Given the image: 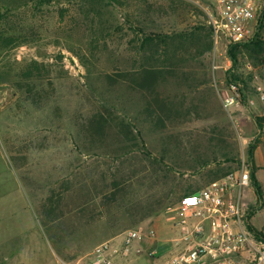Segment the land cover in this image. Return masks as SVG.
Segmentation results:
<instances>
[{"label":"rangeland","instance_id":"rangeland-1","mask_svg":"<svg viewBox=\"0 0 264 264\" xmlns=\"http://www.w3.org/2000/svg\"><path fill=\"white\" fill-rule=\"evenodd\" d=\"M80 4L81 0H0V33L29 42L11 39L7 49H0V264L86 260L96 245L119 240L135 228H152L155 238L141 237L134 245L142 252L129 264H164L174 254L167 240L176 235L164 210L177 204L176 193L184 191L186 183L200 181L214 166L200 162L229 165L224 152L232 150L234 169L242 163L251 170L254 166L264 190V126L256 124V118L264 116V102L257 100L253 87L255 76L264 79V58L258 67L249 60L239 66L247 99L230 115L221 102L228 94L227 69L232 66L228 50L213 46L209 57L199 60L195 69L208 79L202 90L210 96V115L164 132L182 145L176 150L171 144L162 162L164 133L152 132L138 121V96L115 77L119 68L129 71L123 60L131 36L112 30L123 23L122 10L109 6L93 22ZM197 20L194 15L183 23L164 18L159 28L182 30ZM100 21L111 26L110 34L101 31ZM30 72L39 77L24 78ZM15 81L21 87L30 81L42 86L49 97L35 104L27 101L15 91ZM98 111L128 126V137L138 145L131 147L123 132L112 146L90 142L91 136L81 132L77 122ZM250 146H256L253 163ZM184 159L199 164L186 168L181 165ZM115 185L122 191L111 198ZM254 192L250 183L244 192L249 207L257 202ZM47 209L56 216L48 215ZM251 222L264 232V207L254 212Z\"/></svg>","mask_w":264,"mask_h":264},{"label":"trees","instance_id":"trees-1","mask_svg":"<svg viewBox=\"0 0 264 264\" xmlns=\"http://www.w3.org/2000/svg\"><path fill=\"white\" fill-rule=\"evenodd\" d=\"M109 6L118 7L123 12V23L113 27L112 30L122 34V37L128 36V33L131 36L126 47L128 55L126 54L123 60V65L128 66L129 71H121L119 68V73L115 77L123 80L122 83L125 84L123 86L125 88L128 86V89L138 96V101L141 103L137 110L138 121L148 125L152 132L164 133L176 125L208 118L210 96L202 90L207 85L208 79L206 76H199L195 69L196 65L201 63H198L199 60L207 59L213 51L212 32L204 22L203 12L183 0H81L80 10L85 15H92L94 22L96 18H101L105 14ZM189 15H194L198 20L187 28L175 31H163L159 28V23L164 18H173L175 23H183ZM99 24L102 32L107 31L105 33L110 34L111 26L101 21ZM11 39L18 40L20 44L29 43L25 42L26 39L23 40L22 36L9 38L0 33V49H7ZM227 55L232 61V66L227 69V85L242 83L246 86L247 83L239 66L245 63L244 60H249L253 67H258L262 62L264 28L249 43L229 48ZM104 75L108 81L109 79L116 81L112 75ZM31 77L37 79L39 75L30 72L25 74L24 78L30 80ZM30 83L32 82L25 83L21 87L15 81L14 84L17 86L15 91L34 104L49 97V91L46 88ZM79 121L77 122L79 130L91 136L92 143L100 141V144L112 146L113 141L116 143L121 141L119 135L124 133L131 147L138 145L133 137H128L130 135L128 126L116 119H108L107 115L99 111L86 120ZM256 124L259 128L264 126V116L257 117ZM220 141L224 142L223 139ZM160 144L159 160L162 162L169 157L171 144H176V150H179L182 145L175 136L166 133L161 135ZM255 149L256 146H250L248 150L251 163L254 162ZM224 154L227 156L226 161L229 165H221L217 160L200 162L203 167H208L210 163H214V166L201 174L200 181L186 183L184 191L182 189V192L176 193L177 202L182 197L237 169L233 167V164L237 162L232 156L233 151L230 150ZM174 162L177 164L178 159ZM197 164H199L198 160L194 162L193 159H184L181 165L196 169ZM250 183L254 187L257 202L255 206H250L248 209V227L257 236L264 237V232L255 228L251 222L254 212L264 207V190L256 179L254 166L250 173ZM121 191L115 185L109 195L115 198ZM53 213L47 209L48 215L56 216Z\"/></svg>","mask_w":264,"mask_h":264},{"label":"built area","instance_id":"built-area-1","mask_svg":"<svg viewBox=\"0 0 264 264\" xmlns=\"http://www.w3.org/2000/svg\"><path fill=\"white\" fill-rule=\"evenodd\" d=\"M184 1L203 12L214 48L228 50L249 43L264 28V0ZM253 82L257 100L264 102V79L255 76ZM246 92L242 83L227 86L228 94L221 102L229 115L234 106H242ZM250 170L249 164L242 163L235 171L165 208L164 217L176 235L167 240L174 254L164 264H264V237L248 227L249 206L244 192L250 187ZM143 236L155 238L154 229L127 230L119 240L96 245L86 260H58L57 264H129L132 256L142 252L134 244Z\"/></svg>","mask_w":264,"mask_h":264},{"label":"water","instance_id":"water-1","mask_svg":"<svg viewBox=\"0 0 264 264\" xmlns=\"http://www.w3.org/2000/svg\"><path fill=\"white\" fill-rule=\"evenodd\" d=\"M10 100H11V97L9 96V97L6 99L5 104H7Z\"/></svg>","mask_w":264,"mask_h":264},{"label":"crops","instance_id":"crops-1","mask_svg":"<svg viewBox=\"0 0 264 264\" xmlns=\"http://www.w3.org/2000/svg\"><path fill=\"white\" fill-rule=\"evenodd\" d=\"M18 94H19V93H18ZM13 96L15 97V94H14ZM9 102H10V101H9ZM9 102H8V103H9ZM8 103H7V104H8ZM7 104H6V105H7ZM6 105H5V106H6ZM163 214H164V213H163Z\"/></svg>","mask_w":264,"mask_h":264}]
</instances>
